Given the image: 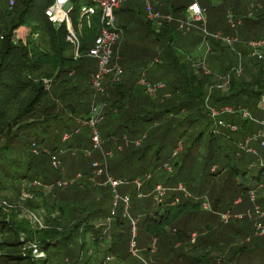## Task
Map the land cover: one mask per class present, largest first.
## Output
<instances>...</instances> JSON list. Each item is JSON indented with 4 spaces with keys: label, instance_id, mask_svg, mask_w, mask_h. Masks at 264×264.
Wrapping results in <instances>:
<instances>
[{
    "label": "trees",
    "instance_id": "obj_1",
    "mask_svg": "<svg viewBox=\"0 0 264 264\" xmlns=\"http://www.w3.org/2000/svg\"><path fill=\"white\" fill-rule=\"evenodd\" d=\"M53 1L14 0L15 6L11 7L9 14L6 15L8 17L12 15L16 18L11 20L9 25L0 27V177L7 179L8 183L12 182L9 185L11 187L19 179L27 181L40 178L43 185L54 184L60 179L56 178V180H53L55 176L53 173L55 174L58 170L49 164L51 156L55 155L56 157L60 152L71 149L80 151L87 146L82 131L81 133L77 131V127L80 126L78 120H86L88 118L91 103L94 98V91L90 88L89 78L95 71L96 64L85 63V60L93 40L99 33L101 26L100 14L97 13L91 18L89 27L85 24L84 26L78 27V18L74 21L70 17L73 29L77 33L80 32L79 53L81 56L75 59L73 46L66 41L67 30L65 25L53 24L44 14V11ZM256 1L257 3L262 2L263 6L252 7L256 14L252 18L244 19L245 25H243V27H249L248 31L252 37L251 39L264 36V0ZM6 2H9V0H6ZM79 2L83 5H92L89 0H70L72 11L75 6V13L77 12V14L78 6L82 5ZM191 2L193 0L180 6H169L165 11H161V14H170L174 19L183 18L187 6ZM150 22L149 20L147 24H151ZM161 25L162 27L157 33L168 34L171 39L173 27L175 26L177 28L178 26L176 19L171 22L163 21ZM20 26H27L30 30L26 42L14 40V29ZM253 26L259 27V32L251 34L250 30ZM116 28L121 30L118 27ZM122 34L119 38L120 40L118 39L119 41L123 38ZM203 34L205 35L204 32ZM233 45L227 46L230 48ZM211 46V51L223 50L224 48L214 41H212ZM228 47L225 48L228 49ZM123 54L120 55L119 64L124 71L121 74V81L114 84L106 83L108 96L106 98L99 97L101 99L100 101L105 100L106 102L108 99L111 101L103 113V122L99 125L101 139H105V145L102 149L105 152H110L112 150L111 145H117L119 143L126 147V143H124L126 139L122 140L121 133L129 134L132 138L140 135L143 139H148L149 136L147 134V136H144V133L142 134L136 126L130 127L127 124V121L132 117L131 108L134 102V104H144L150 107L148 110H145L146 115L140 118L142 122H151L161 117L163 113H170L167 116L170 118L171 124L168 129H174L179 126L177 132L171 139L172 148L170 149L169 155L164 161L160 159L158 152L153 155L152 160L156 158V165L154 173L151 172V176L147 174L150 171H143L141 169H135L134 175H129V171H126V174H119L118 176L108 166H102L105 168H102V174L100 175L102 176V182L99 186L108 189L109 194H112L113 205L112 188L109 184H104L106 175H110L116 180H122V184L118 186L119 190L116 191L118 203L116 202V205H114L117 208L120 203V209L116 212L115 210L113 212L110 210L106 218L103 216L101 210L92 213L88 212L87 214L85 211L87 207L85 200L90 197L92 191L98 189V185H92L91 180L93 176H97L93 171L95 168L94 161L102 160L101 153H95L93 158L87 160L83 158V153V156L79 154L73 157V161L77 165L75 174H83V176H86L83 181L72 184L69 188L55 190L54 195L52 193L45 195L41 191L32 190L33 197L25 203V206L31 211H44L42 213V228H38V226L32 228L26 220L16 222L7 221L3 218L0 219V264H103L106 256L100 260H94L92 258L93 254L89 253L83 262H81V256L84 248L87 245L89 246L90 242H94L100 246L105 240H108L109 243L104 246V255H114L123 263L127 257H130L129 249L133 243L140 249L142 258L147 259L154 251V247L157 248V251L161 250L160 242L166 238V229L168 228L172 229V239L174 241L172 246L167 249L168 252L175 250L174 245L177 242L181 246L186 243L191 244L192 236L190 233L193 230L199 234L193 243L200 250V247L207 242L203 236L210 231L218 233L220 236L225 233V231H220L218 228L214 229L215 227L212 226L214 219L210 218V216L209 224L205 223L203 225L202 232V227L199 224H187V221L191 220L192 217H197L204 213L201 208V202L198 199L193 200L189 198L187 194L172 191V196L165 203L163 202L158 206L152 207L148 201L139 199L141 198L142 187L143 190H149L150 192L153 188V185L151 186L153 179L154 184H162L163 186L168 184L174 185L177 188L180 184L182 186H188L191 182L189 175H184L181 171L184 164L192 163L193 167L191 168H193V171L203 179L206 177L217 179L219 176L224 175L223 179L221 178L218 182L221 183L223 191L216 195L212 203V212H220V203L223 201L227 190H239L240 195L236 196L232 202V205L236 206L242 202L243 195H254L255 189L264 184V148L262 151H259L250 145L251 141H255L259 148L263 147L258 139H252L251 137L254 133L262 129V126L258 122L264 119L257 120L254 118L255 122L249 118L243 119L240 130L242 132L245 131V134L239 135L238 130H230L231 134L237 135L233 138H230L229 134L217 135L214 134V129L209 130L208 128H204V131L208 132L207 135L209 137L207 144L204 143V132H200L192 140H188L185 137L187 128H190L197 122L198 116L206 114L204 108L205 99L203 100L202 94L205 87L213 85L214 78L211 75L209 76V73H205L204 66L202 67L203 73H196L197 75L193 73L196 72L199 66L195 58H192L193 62L188 63L189 72L178 62L176 66L171 67V71L180 74L186 85H190V90L184 92L186 95L184 96L185 100L183 102L177 99V106L172 104L170 108L162 109L163 102H153L152 100L156 98L163 78H160L158 74H154L156 78L151 77L150 80L146 77L151 84L158 86L155 98L149 96L146 89L142 86L136 89L131 88L132 79L137 85L139 78V71L135 72L136 64L133 63L136 58H133L127 50ZM241 55L243 57V53ZM257 60L261 61L249 60L247 66H244L245 68L243 67V72L241 69L239 74L236 72L238 67L233 66L237 63H229L225 60L224 62L227 63L224 70L227 73L224 76V82L228 79L226 77L229 76L228 87L225 91L219 90L218 86L221 83V78L219 81L216 80L215 89L217 90L212 92L214 87H211L210 90L212 93L207 96V102L212 106L223 108L226 105H233L230 104L231 102H235L233 100L241 98L242 102L239 103L249 106L252 104L253 109L260 111L261 109L258 108V104L262 97H264V57ZM201 61L203 62V60ZM138 63V65L147 66L149 61L147 63L145 61ZM156 64L160 66L162 63L156 62ZM209 65L214 71L216 70L215 68L219 67L214 61H210ZM163 67H167V65L160 66V68ZM142 73L145 75L144 72ZM246 75L249 76V80L245 78ZM110 96L112 99H110ZM192 98L198 101L196 102L197 104L202 102V108L205 113H203L201 108L194 113L189 112ZM157 99L158 97L155 100ZM178 105L182 107L179 108ZM182 108H186V111L189 112L188 117L183 118L185 125L182 124L181 120H175L178 118L175 116L181 112ZM224 114L227 113H223L217 117L219 118ZM210 118L212 124L214 123L215 126L222 128L226 127V123L231 122V120L229 122L225 120L226 123L223 126L219 125L211 115ZM232 124L234 123L232 122ZM181 126L188 127L182 129ZM214 128L216 129V127ZM68 132H71V140L69 139L70 141L66 143L62 141V136ZM218 136L228 140L233 145L232 160L227 153L229 146H223L218 143ZM247 138H250L247 147L252 148L254 152L243 148L246 140H248ZM136 139L127 140L128 142H133L132 144L134 146L127 149L128 153H124V157L131 153L145 151L146 148L150 149L156 143V139L154 138L150 141L151 143L147 142L146 146L141 147L143 144L142 140L139 141ZM88 140V147H90L89 137ZM137 141L139 143L135 144ZM186 142L189 146H187L185 153L182 154L184 152V146L187 145ZM178 144H181V149L174 154V149ZM158 147L162 148L163 143L161 142ZM194 147L203 148L202 154H196V157L200 158L198 162L196 157L191 153ZM176 155H183L182 164L174 162L173 171L171 168V173H167V171H170L168 170V164L166 162H169L170 157ZM136 174L140 175V177L147 174L150 178L145 179V175L142 180L146 181L142 183L140 188H135V193L130 195L128 193L130 186H133L134 176L139 177ZM3 179L1 178L0 180V186H3L1 185ZM184 188L183 190H187ZM190 188L192 191H197V196L203 198L198 190L191 186ZM124 196L128 198V208L126 210L121 200ZM50 199L54 200V205L51 208L47 204V201ZM139 201L140 204H138ZM74 202L77 205L82 204L81 212H77V207ZM71 203H73V206H70ZM164 204L166 205L164 206ZM1 206L0 217L1 214L5 217L1 213V209L4 207ZM253 207L252 205V209ZM133 210L136 212L134 216L132 215ZM130 212L131 216L129 215ZM99 219H102V221L105 219L106 222L97 226L96 224ZM247 221L246 217L238 219L232 216L229 218L225 228L228 232L227 235H230L231 238L224 237L223 240H220L219 237L218 241L212 244L213 249L217 253L214 258H209L202 254V251L206 247L199 251L201 254H190L189 251H186L185 253H177V255H180L181 259L187 264H228L233 261L237 263L239 255L244 250H246L245 252H250V249H247L245 245L233 249L231 243L240 236L243 237V229L247 227ZM179 224H182V227ZM132 230H135V233ZM75 239L78 240L80 258L77 256L74 260H70L68 254L73 253L74 250L69 248L68 245ZM141 245L144 247L141 248ZM225 247L229 248L223 249ZM34 249L37 250L36 253H33ZM50 249L54 251L52 255L49 253ZM63 250L67 256L60 262L57 258V251ZM221 253L225 255L221 256ZM171 255L170 260L178 258L175 256V253ZM132 264H143V262L136 260Z\"/></svg>",
    "mask_w": 264,
    "mask_h": 264
},
{
    "label": "rangeland",
    "instance_id": "obj_2",
    "mask_svg": "<svg viewBox=\"0 0 264 264\" xmlns=\"http://www.w3.org/2000/svg\"><path fill=\"white\" fill-rule=\"evenodd\" d=\"M189 1L192 0H149V2L146 0L122 1L120 6L118 7L119 9L114 11L113 24L115 27H118L122 30L123 38L121 39V41H119L120 40L119 39L113 45L114 47L113 51L119 57V64H120V55H122L123 53L125 54L126 50L133 58H136L133 63L136 64L135 72L139 71L138 72L139 78L137 80V85L132 79L131 88L136 89L139 88V86L141 87L139 79L142 76V72L145 73V76L149 80L151 77L156 78L154 74H158L160 78H163L162 79L163 82H161L159 91L156 96V98L158 97V99L155 100L156 99L155 98L152 100L153 102H159V103L163 102L164 104L163 107L161 105L162 109L170 108L172 104H175L177 106V99L183 102L185 100L184 96L186 95L184 94V92L190 90L189 88L190 85H186V83L182 80L180 74L171 71V67L176 66L178 62H180L189 72L188 63L193 62L192 58H195L196 61H198L199 66L197 67L198 69L196 70V72L193 73L195 74L203 73L202 67L204 66L205 69L207 70L206 73H209V76L211 75L212 78H214V83L212 86L209 85L205 87V89L203 90L202 96H203V100L205 99L204 108L206 114L198 116L197 122L194 125H192L190 128L188 126H181L182 129L184 127H188L185 137L188 138V140H192L197 134H199L200 132H204L203 134L204 143L207 144L209 137L207 135L208 132L204 131V128H208L209 130L214 129L215 131L214 134L217 135L229 134L230 138L231 137L233 138L236 137L237 135L230 133L231 129L229 128L231 125H234L236 127V130L239 131V135L245 134L244 133L245 131L242 132L240 130L242 121L243 119H245L242 117L243 112L246 111V113L250 115L253 119L255 118L257 120H262L264 119V103L261 107V110L258 111L257 109H253L252 104L249 106V105H243V103H239L242 102L241 98H237L233 100L235 102L230 103L233 105H226V106L231 107L235 111V113L224 114L219 118L218 117L215 118L217 123L219 122V120H221L222 123H226V121L229 122V120H231L230 123H226L225 128H222L220 126L219 127L215 126L214 123L212 124L210 118L211 109L220 110L221 107L212 106L209 102H207L208 100L207 96L211 95L213 91L217 90L215 89L216 88L215 83L216 80L219 81L220 78H221V83L218 86L219 90L225 91L227 89L228 84L224 82V76L227 73V72L225 73L224 70L227 63L224 62L225 60H227L229 63H233V62H235V64L237 63L236 65L233 66L240 65L242 72H243V67L247 66V62L249 60L261 61V60H257L259 59L257 56L252 55V49L248 46V42L256 39H264V36H262L261 38L251 39L252 37L248 31L249 27L246 26L243 27V25H245L244 19L252 18L254 14H256L255 10L252 7H258V6L262 7L263 3L262 2L257 3L256 0H193V1H197L203 10L204 19H205L204 20L205 28L208 33L206 35H204L202 31H200V26H201L200 23H194L196 24L195 27L189 30H186L182 26H177V28L174 26L171 39L169 38L168 34L157 33L158 30L162 27L160 20L157 21L154 20L150 22L151 24H147L149 22L147 3H149V5L154 9L155 12L159 13L161 11H165V9H167L168 6L170 7L172 5L180 6L181 4H187ZM79 4L82 3L79 2ZM13 6H15L14 0H9V2H6V0H0V27L9 25L10 21L16 18V17L14 18L12 15H10V17L7 16L9 14L10 8ZM70 17L72 18V20L76 21L77 12L75 13V6L73 11L70 13ZM251 28H252L250 30L251 34L254 32L255 33L259 32L258 29L259 27L253 26ZM29 31L30 30L29 28H27V26L26 27L20 26L19 28L14 29V40L26 42V39L28 38L29 35ZM238 31H239V36H238ZM217 33L220 34L221 37L230 36L233 39H235L236 41L233 47H230L231 48L230 49L227 46V44H225L222 38L221 39L213 38V36ZM212 41L217 42L218 45H222L224 47L223 50L218 49L211 51ZM225 47H228V49H226ZM241 53H243V57ZM201 60H203V62ZM144 61L146 63L149 61V64L147 66L138 65L139 64L138 62H144ZM155 61H157V63L161 62L162 64L160 66L165 64L167 65V67L160 68V66H158ZM210 61H214V63L219 65L218 68H215L216 69L215 71L209 65ZM85 63L94 65L95 61L87 56ZM157 68L158 70H156ZM121 69L123 73L124 72L123 68L121 67ZM245 78L248 80L250 79L249 76L247 75ZM211 87H214L212 92L210 90ZM110 99H112L111 96ZM100 100L101 99L99 98L98 95L94 98V101L97 103V105L100 104ZM110 102L111 101L109 99L108 101L106 100V105L103 111L106 110ZM196 102L198 101L192 98L189 107L190 113H194L197 110L199 111L200 108L201 110H203L202 102L199 104H197ZM166 105L168 106L166 107ZM236 105L238 106L236 107ZM186 106H188V104H186ZM178 107L181 108L182 106L178 105ZM148 108L150 107L144 104H137V103L134 104L133 102L131 108L132 117L130 118L129 121H127V124L130 127L136 126L142 134L144 133L143 134L144 136L148 135L149 136L148 139L145 140L140 135H136L134 138H132L129 134L127 135L126 133H121V136L123 138L122 140L126 139L124 143H126L127 148L125 147V145L123 146L120 143L117 145L116 144L111 145L112 147L111 148L112 150L110 151L111 157L107 158L106 166H108L111 170H113L114 173L118 174V176L119 174H126V171H129L128 172L129 175H134L135 169L150 171L147 174L151 176V174L154 173V169L156 165V161H155L156 158L152 160L153 155H155V153L158 152L159 157L162 161H164L165 158L169 155L170 149L172 148L171 139L177 132V128L179 126L174 129H168L171 124H170V118L167 116L170 115V113H163L161 117L155 119L156 121L153 120L151 122H147V121L142 122L140 118L146 115L145 110H148ZM90 110H92V106L90 107ZM186 110H187L186 108H182L181 112H179L178 115L175 116L178 118L177 119L174 118L176 121L181 120L183 125H185L184 119L188 117L187 115L189 114V112H187ZM236 110H237V114H236ZM205 112L203 110V113ZM102 118H104L103 114H102ZM80 122L81 120H78V124L80 126L77 127L78 128L77 131H80V133L82 131L83 138L85 139V144L87 145L86 148H89L88 147L89 144L88 137H90L89 130L85 125L81 126ZM102 122L103 121H101L99 125ZM232 122L234 124H232ZM99 125H98V129H99ZM252 125L256 127L254 123H252ZM214 127H216V129ZM68 134H71V132H68ZM154 138L156 139L155 140L156 143L153 145L152 148L150 149L146 148L145 151H138L135 153H131L126 157L123 156L124 153L125 154L128 153L127 149L134 146L132 144L133 142L127 141L128 139H132V140L136 139L139 141L142 140L143 144L141 147H144L146 146L147 142L151 143L150 141L153 140ZM69 139H67L65 142L66 143L69 142L71 140ZM217 141L223 146L224 145L229 146L228 147L229 151H227V153L230 159L232 160L233 145L229 143L228 140L220 138V136H218ZM161 142L163 143V147L157 148V146ZM104 145H105V139H102L101 140L102 148ZM250 145L252 147H255L259 151H262V149L264 148V147L259 148V146H257L258 144L255 143V141H251ZM187 146L189 145L187 144L184 146V152L182 154L185 153ZM84 149L80 151H77L76 149H71L69 151L60 152V154L56 156L57 159L60 161V164L57 167L52 166L53 164L51 158L49 164H51V166L54 169L58 170V172H55V174L53 173V175H55L53 177V180L59 178L60 180L57 181H60L62 183V186L60 187L56 185L57 181L51 186L50 185L44 186L40 178H34L32 180H27V181L19 179L16 180L13 184V187H11L9 185L12 184V182L8 183L7 179H3V177H0V180L1 178L3 179L1 181V185L3 186H0V201L5 202L9 205V207H6L5 209L4 208L1 209V213H3L5 217H3L1 214L0 219L3 218L7 221H16V222H19L20 220H26L32 228H36L37 226L38 228L40 227L42 228L43 227L42 213L44 211L43 210L31 211L29 208L25 206L26 201L33 197L31 191L38 190L44 193L45 195L50 193L54 195L55 190H58L60 188L65 189L66 187L69 188V186H71L72 184L83 181V179L86 178V176H83V174L82 175L75 174L77 170V165L75 161H73L74 160L73 157L78 156L79 154L81 156ZM191 151L193 156L196 157V154L203 153V148L194 147ZM97 152L101 153L100 151ZM97 152H92L89 157L87 156L85 157L83 155L82 156L86 160L91 159L93 158L94 154ZM182 156L183 155H178V156L176 155L169 158V162H166L168 164L167 166L169 171L171 170V168L173 171L174 162H178L182 164L181 162ZM196 160L198 162L200 158L196 157ZM96 161L97 160H95L94 162ZM191 167H193L192 163L184 164V167L181 171V173H183L184 175H189V178L191 180L188 186H185L183 184L185 188L181 184L178 186V188L170 184L164 186L166 189L165 195L163 196L162 201L159 202L158 197L154 192V187L156 183L154 184V179H153L151 183V186L153 185L152 186L153 188L151 189V191L149 192V190L148 191L143 190L142 187V192H141L142 194H140L141 198L139 199H142L146 202L148 201L150 203V206L154 207V206H158L163 202L165 203L172 196L171 195L172 191H175V193L180 192L181 194H187V196L193 200L198 199L201 202V206H202L201 208L204 211L203 214H200L197 217H192L191 220L187 221V224H193V225H195V223L199 224L202 227L201 230L202 232L203 225L209 222V216H210V218L214 219V222L212 223V226L215 227L214 229L218 228L220 229V231H225L224 234L221 233L222 235L220 236V234L210 231L208 234L203 236V238H205L207 242L200 247V250H198L193 242L196 241L199 234L195 230H193L190 233V235L192 236L191 244L186 243V244H182L183 246H181L180 243L177 242L174 245L175 250H173V252H168L167 249L170 248V246H172V244L174 243L172 239L173 237L172 236L173 232L171 231L172 229L168 228L166 229V238L162 242H160V247H161L160 251H157V248L154 247L153 249L155 252L153 251L151 255L148 256L147 259L145 258L143 259L142 256L140 255V249H138L137 245H134L132 243L133 245L131 244L129 249L130 257H127L123 263L121 260H118L114 255L113 256L104 255L105 253L104 246L109 243L108 240H105L100 246L96 245L94 242L93 243L90 242L89 246L87 245L84 248L83 254L81 256L82 259L81 262H83L86 259L89 253H92L93 254L92 258L94 260L95 259L100 260L106 256L104 258L103 264H121V263L132 264L136 260L143 262V264H187L183 259H181L180 255H177V253H185L186 251H189L190 254H194V253L201 254V252L199 251L203 250L205 247L206 249L202 251V254L206 255L209 258H214L217 255V253L213 249L212 244L217 242L219 237L220 240H223L224 237L231 238L230 235H227L228 232L226 231L227 229L225 228V225L228 222L229 218L233 216L238 219L246 217V219L248 220L247 221L248 225L246 228L243 229L244 230L243 237L240 236L237 240H234L231 243V247L233 249H237L241 245H245L247 249H250V252H245L246 250H244L239 255V259L237 260V263L233 261L228 264H264V232H261V229H256L257 227L256 226L257 222L255 221L256 216L254 214V209H252V205L259 206L261 211L264 213V184L261 187L255 189V193L253 195L254 200L251 199V196L249 194L247 195L245 194L243 195L242 202L236 206L232 205V202L236 196L240 195L239 190H227V193L224 196L223 201L220 203V212L218 211L212 212V203L216 195L223 191V189L221 188V183L218 182L221 178L223 179L224 175L219 176L217 179H213L211 177H206L205 179H203L201 178V176H198V174L195 173V171H193V168ZM96 170L97 168L95 167L93 171L96 172ZM167 173H171V171L170 172L167 171ZM137 176L139 177L134 176V179H138V178L144 179V176L142 177H140V175ZM154 177H156V175H154ZM34 181L35 182L37 181L40 185H33ZM91 182L92 185H96V186L98 185L97 187L98 189L92 191L90 197L85 200V203L87 204L85 210L86 214L88 212L92 213L94 211L101 210L103 212V216L106 218L110 210L112 212L113 210H115V212L118 211L120 209V203L118 207L115 208L113 205V199L111 197L112 194L111 195L109 194L108 189L99 186L102 182V176H93ZM180 186L187 190H181ZM190 186L198 190L199 193H201V195L203 196V198L201 196H197V191H192ZM135 188L137 187L134 184L133 186H130V190L128 194L130 195L134 194L136 190ZM115 189L117 191L119 190V187ZM74 203L76 204L77 212L78 211L81 212L80 209H82L83 207L82 204L77 205L76 202ZM47 204L48 207L51 208L54 205V200L50 199L49 201H47ZM138 204H140V201L138 202ZM165 205L166 204H164V206ZM70 206H73V203H71ZM132 212H133L132 213L133 216L134 214L136 215V212L134 210ZM221 212H228L229 214L221 213ZM249 214L251 215V217L248 216ZM129 215L131 216V212L129 213ZM225 215H228L227 221L224 219ZM97 222L98 223L96 225L100 226L104 224L106 220L104 219L102 221V219H99ZM37 223L39 224L37 225ZM259 223H261L264 226V217L260 219ZM179 226L182 227V224H179ZM132 231L133 233H135V230ZM68 247L74 250L73 253L68 254L70 260H74L77 256H79L80 258V248L78 246L77 239L72 240L69 243ZM142 247L144 246L141 245V248ZM228 248L229 247H225L223 249H228ZM52 252L54 253V251L50 249L49 251L50 255H52ZM57 253H58L57 258L58 261L60 262H62L65 259V256H67L64 250L57 251ZM172 253L173 254L175 253L176 254L175 256H177L178 258H174V260H170L171 258L170 256H172L171 255ZM222 255L225 254L221 253V256ZM107 256H108V260H107Z\"/></svg>",
    "mask_w": 264,
    "mask_h": 264
},
{
    "label": "built area",
    "instance_id": "obj_3",
    "mask_svg": "<svg viewBox=\"0 0 264 264\" xmlns=\"http://www.w3.org/2000/svg\"><path fill=\"white\" fill-rule=\"evenodd\" d=\"M92 5H79L78 6V27L83 26L84 24L89 27L91 23V18L99 13L100 14V28L98 36L93 40V43L91 47L88 50V53L86 56L92 58L95 61L96 69L95 71L90 75L89 78V85L90 88L94 91V98L98 95L99 97H107L108 96V89L106 86V83L114 84L119 83L121 81V74L122 69L118 63V55L114 53L113 51V45L118 41V39L121 37V30L117 29L113 24V15L114 11L118 9L121 2L124 0H89ZM149 2V0H146ZM148 8V19L152 22L154 20H160L161 24L163 21L171 22L176 19V22L178 23V26H182L186 30L193 29L196 24L194 23H200V30L203 31L206 34L207 31L205 29V19L203 10L200 6V4L197 1L191 2L186 9L185 15L183 18H175L170 14H160L158 12H155L154 9L147 3ZM72 11V4L70 3V0H54L53 3L47 7V9L44 11V14L47 18L50 19V21L55 25H62L64 24L67 30V38L66 41H68L74 49V58H80L79 48H80V38L79 33H77L72 26L71 18H70V12ZM213 38L216 39H223L225 44L227 45H233L236 41L232 37L226 36L221 37L220 34H215ZM248 46L252 49V55L257 56L259 59L264 57V39H256L248 42ZM157 62V61H155ZM238 70L236 72L240 73V65L237 66ZM205 73L207 72L206 69ZM226 78L229 79V76ZM228 79L226 80V83H228ZM140 85L146 89V92L149 96H152V98H155L156 91L158 89L157 85L151 84L147 79L146 76L142 73L141 78L139 79ZM92 101V110L89 112V116L86 120H81V126L85 125L89 130L90 135V147L83 150V155L86 157H89L92 152L100 151L102 155L101 161H96L94 163L95 167L97 168L96 172L94 173L97 176H100L102 174V166H106L107 158L111 157V152H105L102 149L101 146V135L98 129V125L101 121H103L102 114L104 113L103 109L106 105L105 100L100 101V104L97 105V103ZM264 97H262L261 101L258 104V108L261 109L263 105ZM227 113L232 114L235 113V111L228 106H225L221 108L220 110H214L211 109V117L216 118L217 116ZM243 118H249L252 121L255 122V120L246 113V111L242 114ZM259 125L262 126V129L258 131L256 134H254L251 138L252 139H258L260 144L264 147V120L258 122ZM219 125H223L221 121L218 122ZM230 129L232 131L236 130V127L234 125L230 126ZM71 137V134L65 133L62 136V141H66ZM245 145L243 148L247 149L248 151L254 152L252 148H248L247 144L250 138H247ZM139 141H137L135 144H138ZM120 149V148H119ZM181 149V144H178V146L174 149V154L179 152ZM34 153H36L35 150H33ZM99 153V152H97ZM52 166L57 167L60 164V161L55 157L52 156ZM150 176L146 175L145 179H149ZM143 183V180L141 178L134 179L133 184L136 185L137 188H140ZM104 184H109L112 188L113 192V198H114V205H116L118 195L115 190L119 185L122 184V181L113 179L111 176L106 175V180ZM33 185H40L37 181L33 182ZM57 186H62V183L60 181L56 182ZM45 186V185H44ZM51 186V185H50ZM181 190L183 188L181 187ZM165 187L162 184H156L154 187V192L156 193L158 197V201L161 202L163 196L165 195ZM251 199L254 200L253 195H251ZM124 209L126 210L128 208V198L127 196H124L121 198ZM1 202V201H0ZM1 207H9V205L5 202H1ZM205 205V204H204ZM256 206V205H255ZM253 207L254 214H255V221L256 229H261V232H264V226L259 223L260 219L264 217V213L261 211L259 206ZM251 217V215H248ZM224 219L228 220V215L224 216ZM134 224V223H133ZM37 250L34 249L33 253H36ZM108 259V258H107Z\"/></svg>",
    "mask_w": 264,
    "mask_h": 264
},
{
    "label": "crops",
    "instance_id": "obj_4",
    "mask_svg": "<svg viewBox=\"0 0 264 264\" xmlns=\"http://www.w3.org/2000/svg\"><path fill=\"white\" fill-rule=\"evenodd\" d=\"M169 7V6H168ZM168 7H167V9H168ZM160 14H161V12H159Z\"/></svg>",
    "mask_w": 264,
    "mask_h": 264
}]
</instances>
